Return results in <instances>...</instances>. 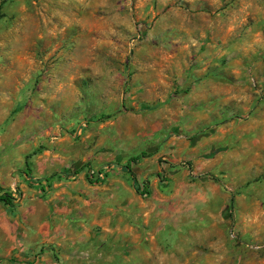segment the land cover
Listing matches in <instances>:
<instances>
[{
    "label": "rangeland",
    "instance_id": "374dc122",
    "mask_svg": "<svg viewBox=\"0 0 264 264\" xmlns=\"http://www.w3.org/2000/svg\"><path fill=\"white\" fill-rule=\"evenodd\" d=\"M2 1L0 240L35 213L82 263L264 264V0ZM141 153L144 197L104 168Z\"/></svg>",
    "mask_w": 264,
    "mask_h": 264
},
{
    "label": "crops",
    "instance_id": "0c3cea01",
    "mask_svg": "<svg viewBox=\"0 0 264 264\" xmlns=\"http://www.w3.org/2000/svg\"><path fill=\"white\" fill-rule=\"evenodd\" d=\"M243 102L244 101H242V103ZM251 106H252V103L249 101V103L244 104L242 108L245 110L246 107H251ZM130 183H131L132 190L136 192L134 188L137 186L138 188L137 187L136 188L138 189V191H140L141 183H138V181H136V183L134 184V188H133V184L131 181ZM26 184L28 186V183ZM28 187L33 189V187L31 186H28ZM148 187H147V190H148ZM35 189L39 190V186L36 187ZM28 220L34 223H37V224L38 223H43V224L35 225L33 236L29 238L27 247H23L21 249L18 247L19 242H18L17 219L10 221V224H9L10 230L4 229V231H2L1 234L5 235V237H2V239L0 240V262L2 264H88V263H82V260L79 258V256H77L78 253H76L74 249L68 252L63 250L61 251L60 255H57L56 251L54 250L46 249L47 245L55 243L56 240L51 238V235H49L47 232V228L49 227V225L47 224V220L44 215H38V214L33 213L32 215H30ZM5 221H6V218H3V219L0 218V223L1 222L4 223ZM6 226L7 225H5L4 227ZM36 227L40 228L41 232L40 231L39 232L42 233L43 235L41 236L38 235L37 232L39 229H37ZM52 231H54V233L57 232V230H52ZM140 236L143 237L142 234H140ZM29 245H31L32 247L31 250H30ZM34 245L38 247L33 249Z\"/></svg>",
    "mask_w": 264,
    "mask_h": 264
},
{
    "label": "trees",
    "instance_id": "16d2710c",
    "mask_svg": "<svg viewBox=\"0 0 264 264\" xmlns=\"http://www.w3.org/2000/svg\"><path fill=\"white\" fill-rule=\"evenodd\" d=\"M7 0H3L2 2H5ZM2 4V3H1ZM0 18H1V15H0ZM146 154L145 153H141L137 156H134V157H130L127 159V161L120 165V164H107V165H104V168L105 170H110L112 168H115L116 170H118L119 172L125 174L129 179L130 181L132 182L133 184V188H134V184L136 183V179H135V176L131 170V165L132 164H136L137 161L139 160V158H143L145 157ZM24 168L26 170L29 169V165L25 159V162H24ZM82 171V167L74 170L73 172L69 173L68 171L66 170H62L58 173H51L50 175L46 176V177H43V178H37V179H33V178H30L27 176V174L25 175L26 176V179H27V183H28V186H31L33 188H36L39 186V190L40 191H44V186H43V183H46L47 185H45L46 187H48V183L49 181L52 179V178H64V179H71L73 178L75 175H77L79 172ZM107 174L104 173L103 171L101 170H98L96 172V176L94 179H90L88 177V174L85 173V178L87 180V182L89 184H99L102 182L103 178H106ZM158 179H159V182H163L164 179H162V177L159 175V174H156L155 175ZM36 186V187H34ZM141 190L138 191V187L134 188L136 190V192H138V194L140 196H146L148 193H147V187H148V183L146 180L142 181L141 184ZM12 199L10 193H0V203L3 205V206H9L10 205V200ZM229 208H232V205H231V201L229 203ZM230 216H231V213H230Z\"/></svg>",
    "mask_w": 264,
    "mask_h": 264
}]
</instances>
